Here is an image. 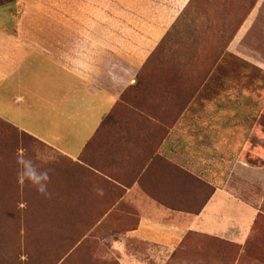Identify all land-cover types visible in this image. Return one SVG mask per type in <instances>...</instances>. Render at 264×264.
Returning a JSON list of instances; mask_svg holds the SVG:
<instances>
[{
    "label": "crops",
    "instance_id": "0c3cea01",
    "mask_svg": "<svg viewBox=\"0 0 264 264\" xmlns=\"http://www.w3.org/2000/svg\"><path fill=\"white\" fill-rule=\"evenodd\" d=\"M194 1L0 0V118L50 174L47 260L264 264V108L203 72Z\"/></svg>",
    "mask_w": 264,
    "mask_h": 264
},
{
    "label": "rangeland",
    "instance_id": "374dc122",
    "mask_svg": "<svg viewBox=\"0 0 264 264\" xmlns=\"http://www.w3.org/2000/svg\"><path fill=\"white\" fill-rule=\"evenodd\" d=\"M193 7H195L196 11L192 13L196 17L198 37L184 39H186L187 42H197L199 47L196 48L194 52L198 53L197 56L199 61L204 62V67L207 65L211 67L218 64L217 68H205L203 72L208 75L213 71L212 77L218 75L224 82L232 83V87L236 86L237 90H242L243 85L249 86V90H252V100L254 103L252 109L253 111L256 110L257 112H260L264 108V0H195L193 2ZM193 7H190V9L193 10ZM63 9L66 10L67 7H63ZM249 14V29L236 47L235 50L237 53L227 52L226 46L228 42L233 37V34L238 31ZM164 72H167V70ZM226 83L222 86L221 84L218 85L219 87H226ZM242 93L243 92H240L238 95H242ZM16 136L22 144L19 141L20 144L18 143L19 145L15 148L16 151H14V153L17 157L24 156L27 154V151H23L22 154L20 150L25 148L26 144H30L31 146L34 145V140L19 133H16ZM6 165L7 167L5 164L4 167L2 165V169L6 167L8 170V167H11L9 161H7ZM7 170L6 172H8ZM18 180L21 184H24V187L19 191L13 189L17 186L16 182L4 179L3 175H0V186L2 183L6 184L4 188V198L0 203L1 207L4 208L7 223L15 229H17L19 225V235L21 237V235H24L22 229L24 223L30 229L29 234L33 235L35 230L31 226H33V223L36 220V214L34 211H36L37 203L42 198L37 197L36 189L29 183L22 182L19 178ZM18 192L23 193L21 196L26 198L27 201L29 200V203L27 204L29 210L28 214L24 213V209H27L25 202L13 207L12 202L14 201V198H21L20 193ZM262 206H264V203ZM2 216L4 218V215ZM258 222H264V217L259 219ZM15 231L16 234H18V230ZM10 240L11 239L6 241L5 251L14 255L18 248L13 245L12 240L11 242ZM28 244L31 252L33 251L32 254L36 261L32 263L38 264V247L33 241H30ZM20 245L23 246L21 241ZM135 245H137L143 254L142 257L148 255L149 251L153 249L141 243H135ZM233 257V255L229 258L222 256L219 258L217 257L218 261L216 264H231L233 263ZM205 258L208 259L207 256H204V259ZM182 259L190 258H188L187 253L183 255L179 254L176 259L169 262L167 260L168 263L166 264H186ZM191 260H193V257H191ZM191 264L197 263L191 261ZM198 264L211 263L208 261V263Z\"/></svg>",
    "mask_w": 264,
    "mask_h": 264
},
{
    "label": "trees",
    "instance_id": "16d2710c",
    "mask_svg": "<svg viewBox=\"0 0 264 264\" xmlns=\"http://www.w3.org/2000/svg\"><path fill=\"white\" fill-rule=\"evenodd\" d=\"M16 133L22 134L24 136L30 137L32 140H35L31 136L27 135L26 133L20 131L18 128L15 126L11 125L10 123L4 121L3 119L0 118V175H3L4 179L12 180L16 182L17 186H15L16 190H20L21 188L24 187V184H21L20 181L18 180V165H17V155L14 153L16 151V147L21 143L20 140H18V137L16 136ZM20 141V143H19ZM19 143V144H18ZM22 144V143H21ZM7 161H9L11 167H8L9 169L7 170ZM5 168L2 169V165ZM6 170L8 172H6ZM20 183V185H19ZM6 184H3L0 186V202L4 198V188ZM208 188L209 191L205 194L203 201L205 202L208 198L209 195L213 192L214 187L205 184ZM20 193V192H18ZM23 193H20V196ZM25 202L27 205L29 203V200L27 201L26 198L22 197H15L14 201L12 202L13 207L19 205L20 203ZM37 205H41V199L37 203ZM28 205L27 209H24V213L28 214ZM261 211L264 212V206H261ZM31 212V211H30ZM36 214V220L33 223L34 232L33 235H30V229L27 227V225L24 223L22 225V229L24 231V235H19V225L18 228H12L9 223H7V218L4 214V208L1 207L0 203V264H34L32 262L35 261L34 255L32 254L33 251L31 252L30 248L28 247V243L30 241H33L37 247H38V254L40 255L37 256V263L38 264H58L59 260L63 257L66 256L68 251L72 248L73 245H68V246H63V247H58V253H54V259L49 258V260L46 259V246L42 245L40 246V243H38L40 240L41 242L46 239L53 237L55 232L50 231V230H43L42 228V223L45 222V219L50 216V215H45L43 213H38L37 211H34ZM4 215V218L3 216ZM264 214L260 213L259 217L257 218L256 221H259V219L263 218ZM6 218V219H5ZM48 219V218H47ZM23 222V221H22ZM14 226V225H12ZM18 230V234H16V231ZM58 232V231H57ZM66 234V233H65ZM82 238V234L77 236V240ZM11 239L12 244L15 245L18 250L17 252L14 253V255L11 253H7L5 251V245L6 241ZM10 240V242H11ZM21 244L23 246L20 245ZM27 244V245H26ZM81 242L78 245V249H80L83 245ZM27 246V248H26ZM21 247V248H20ZM46 249V250H45ZM60 250V251H59ZM182 248H177L172 252L170 255V258L168 260L172 261L173 259H176L178 255L181 253ZM45 253V256H44ZM40 257V259L38 258ZM36 262V261H35ZM65 262V261H64ZM167 262V263H168Z\"/></svg>",
    "mask_w": 264,
    "mask_h": 264
},
{
    "label": "clouds",
    "instance_id": "9594fccd",
    "mask_svg": "<svg viewBox=\"0 0 264 264\" xmlns=\"http://www.w3.org/2000/svg\"><path fill=\"white\" fill-rule=\"evenodd\" d=\"M18 177L22 182L29 183L42 196L50 197L49 191L50 174L43 170L31 159L25 156H18Z\"/></svg>",
    "mask_w": 264,
    "mask_h": 264
}]
</instances>
